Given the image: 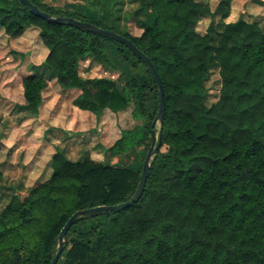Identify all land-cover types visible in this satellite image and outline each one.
Masks as SVG:
<instances>
[{"label": "trees", "instance_id": "16d2710c", "mask_svg": "<svg viewBox=\"0 0 264 264\" xmlns=\"http://www.w3.org/2000/svg\"><path fill=\"white\" fill-rule=\"evenodd\" d=\"M30 1L53 17L129 39L157 68L166 113L163 123L156 122V81L125 45L45 21L20 0H0V28L8 42L35 28L48 50L44 72L23 79L24 104L14 108L38 118L49 76L63 91H78L73 106L97 119L106 109L115 114L132 109L136 125L122 130L108 152L121 156L139 149L142 160L140 167L123 168L71 161L57 150L50 178L13 197L0 214V264H51L59 235L75 213L130 201L152 131L160 146L141 200L122 212L79 218L58 264H264V21L215 25L206 0H80L86 4L79 10ZM126 1L137 6L139 36L119 28ZM227 1L224 19L232 6ZM249 1L264 9V0ZM207 21L206 32H199ZM117 58L126 68L123 85L80 76L83 63L87 69L120 71ZM213 74L221 86L208 107L206 83ZM2 181L0 165V188Z\"/></svg>", "mask_w": 264, "mask_h": 264}, {"label": "crops", "instance_id": "0c3cea01", "mask_svg": "<svg viewBox=\"0 0 264 264\" xmlns=\"http://www.w3.org/2000/svg\"><path fill=\"white\" fill-rule=\"evenodd\" d=\"M233 18L232 9L226 22H237ZM0 33L7 40L0 51V165L3 173L0 206L4 205L3 211L13 197L27 195L39 183L50 178V161L57 150L71 161H79L82 155L98 161L103 156L100 147L110 148L116 140L109 143V135H101L102 117L97 119L73 106L79 92L63 91L56 80L53 82L61 93L47 92L48 88L44 91L38 118L28 117L27 111L14 108L17 104H24L23 79L44 72L43 63L48 50L41 41H33L29 37L30 34L38 36L39 31L35 28L11 42L1 28ZM89 72L92 71L83 63L80 76L96 77L93 74L87 77ZM69 97L70 105L66 100ZM88 122H93L94 127H88Z\"/></svg>", "mask_w": 264, "mask_h": 264}, {"label": "rangeland", "instance_id": "374dc122", "mask_svg": "<svg viewBox=\"0 0 264 264\" xmlns=\"http://www.w3.org/2000/svg\"><path fill=\"white\" fill-rule=\"evenodd\" d=\"M210 3L212 11L215 12L214 16V24L217 25L220 22H226V20L229 18L230 12L233 9V15H234V20H244L248 23H254V22H259L262 23L264 21V9L254 3H252L249 0H232V6L229 7V13L228 16L224 19L223 17V12L225 8V4L228 3L227 0H206ZM47 4L57 6V7H63L65 9H73L75 8L76 10H79L80 7L85 6L83 1H74V0H45L44 1ZM227 5V4H226ZM91 7V6H90ZM137 6L135 4L130 3V1L124 2V7H123V14L124 17H122V20L119 23L120 29L122 31H128L131 35L133 36H139L141 35V30L136 27L135 24V18L133 17V13L136 10ZM91 9V8H90ZM92 12L95 13L96 7L92 8ZM111 20V18H110ZM227 23V22H226ZM209 21L205 22L200 26L199 32L204 33L206 32L208 26H209ZM29 37L34 41H40L38 36L33 37L32 34L29 35ZM4 34L0 33V51H2V48L4 47V42H6ZM7 43V42H6ZM113 52V50L109 49L108 51ZM118 65L121 64V70L120 71H112L106 67L103 66H95L89 70L92 72L87 74V77L90 75H96V78H106L110 79L113 81H116L119 85H123L125 76L121 75L123 70H126L124 65L122 64V60L120 58H117ZM2 65L0 64V68ZM88 68V66H87ZM94 72V73H93ZM49 82H53L48 76L47 78ZM20 81V80H19ZM221 83L219 82V77L217 74L211 75V77L208 79L206 83V105L210 107L213 103H215L218 99L219 95V89H220ZM60 92L58 86L56 83H51L48 85V91L50 93L54 92ZM70 95V94H69ZM73 98V97H72ZM68 105L71 103L70 97L66 99ZM132 109H129L126 112L120 113V114H115L109 109H106L103 111L101 117H102V124L100 126L101 129V135L102 136H108V141L109 143H113L115 140L117 141V138L121 137V132L122 130H128L133 128L136 123L133 121L131 117ZM2 120V118H1ZM94 123L88 122V127H94L92 126ZM106 128V131H105ZM156 129H159V124L157 125ZM118 139V140H119ZM157 141H158V134L156 133V146H157ZM115 144V143H114ZM113 144V145H114ZM109 148L106 147H100L99 150L103 156L98 158L99 160H94L97 162H102L104 164H109V165H116L119 167H127V168H135L136 164H139V167L141 166V158L137 159V154L139 153V149H135L133 151H130L129 153L121 156H111V154L108 152ZM81 158V159H80ZM80 160H85V159H91L88 156L83 155L80 157ZM93 160V159H91ZM21 197V195H19ZM0 204L2 202L0 201ZM4 204V203H3ZM4 205L0 206V214L2 213V207ZM60 264H64V260Z\"/></svg>", "mask_w": 264, "mask_h": 264}, {"label": "water", "instance_id": "95a60500", "mask_svg": "<svg viewBox=\"0 0 264 264\" xmlns=\"http://www.w3.org/2000/svg\"><path fill=\"white\" fill-rule=\"evenodd\" d=\"M21 3L27 7L30 12L51 23H66L68 26L71 27H80L83 29H86L88 32L94 34V35H99L102 37H106L109 39H112L116 42H119L123 45H125L127 48H129L134 54H136L139 59H141L148 67L149 71L151 72V74L153 75L157 87H158V95H159V111H158V115H157V119L156 122L159 123H163L164 122V117H165V113H166V99H165V89H164V85L161 79V76L157 70V68L155 67V65L153 64V62L142 52L140 51L136 45H134L129 39H127L126 37L117 34L115 32L100 28L98 26H95L93 24L87 23V22H82L79 20H75L72 18H62V17H53L52 15H50L47 12L42 11L41 9H39L37 6L33 5L31 3L30 0H20ZM156 122L154 123V126L156 124ZM160 146V142L157 144L156 146V134L155 131H152V143L151 146L149 148L144 166H143V171H142V175H141V179H140V183L138 186V189L135 193V195L133 196V198L125 203H121L115 206H99L96 208H92V209H87V210H83V211H79L77 213H75L66 223V225L64 226V228L62 229L60 235H59V250L57 252V254L55 255L53 261L51 264H58L61 256L64 252L65 249V244H66V237L68 232L70 231V229L72 228V226L75 224V222L79 219V218H89V217H93L105 212H122L125 209H128L130 207H133L135 204H137L145 191L146 188V184H147V180L149 177V173H150V168H151V161L154 157V155L157 153V150Z\"/></svg>", "mask_w": 264, "mask_h": 264}]
</instances>
